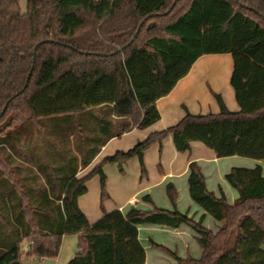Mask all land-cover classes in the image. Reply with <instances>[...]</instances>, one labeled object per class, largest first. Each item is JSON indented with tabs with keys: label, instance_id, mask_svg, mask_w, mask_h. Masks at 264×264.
<instances>
[{
	"label": "trees",
	"instance_id": "trees-1",
	"mask_svg": "<svg viewBox=\"0 0 264 264\" xmlns=\"http://www.w3.org/2000/svg\"><path fill=\"white\" fill-rule=\"evenodd\" d=\"M0 0V264L26 256L56 258L63 236L79 234L67 264H144L137 229L156 225L195 233L199 258L174 264H264V167H233L228 203L207 190L197 164L187 178L194 220L173 210L112 211L90 224L77 199L104 165L137 157L171 135L177 153L202 143L219 159L245 157L264 165V0ZM229 54L238 112L212 93L218 113L191 115L151 133L127 151L104 158L78 178L110 139L159 120L156 101L170 94L193 64ZM175 205V188L166 184ZM205 215L220 224L203 226Z\"/></svg>",
	"mask_w": 264,
	"mask_h": 264
},
{
	"label": "crops",
	"instance_id": "crops-1",
	"mask_svg": "<svg viewBox=\"0 0 264 264\" xmlns=\"http://www.w3.org/2000/svg\"><path fill=\"white\" fill-rule=\"evenodd\" d=\"M232 70L233 60L229 54H209L198 58L187 76L178 81L170 94L156 101L155 106L159 111L157 122L146 129H132L118 138L110 139L101 147L92 162L85 169L78 171L77 177L86 176L104 158L113 156L117 151H127L137 142L144 141L149 134L176 125L186 112L191 115L218 113L219 106L212 93L221 97L229 111L238 112L240 107L230 85ZM143 155L146 170L144 175H141L137 157L122 163L121 171L117 164L103 166L102 170L106 176L104 199L101 198L99 177L94 176L87 181V193L77 199V204L90 224L100 220L106 213L119 210L126 213L130 208H138L145 212L155 208L165 211L175 208L179 213L198 220L203 211L190 200L188 194L187 178L190 163L197 164L207 190L216 197L223 193L228 203L235 201L237 193L225 183L224 176L233 167L254 168L256 165L264 167L254 160H235L233 157L236 156L219 159L212 150L200 142H193L188 151L177 153L171 135L165 136L161 145L158 143L150 145ZM166 184H171L175 188L174 206L167 197ZM203 226L214 233L220 224L205 215ZM137 233L146 252L144 264H148L147 255L152 248L161 250L155 245L175 252L180 258L191 256L197 259L201 254V249L195 241V233L184 224L177 229L156 225L139 226ZM68 237L72 239H67ZM79 238V234L63 236L62 245L66 242L67 248L72 249L77 244L78 250ZM166 264H174L173 259Z\"/></svg>",
	"mask_w": 264,
	"mask_h": 264
},
{
	"label": "rangeland",
	"instance_id": "rangeland-1",
	"mask_svg": "<svg viewBox=\"0 0 264 264\" xmlns=\"http://www.w3.org/2000/svg\"><path fill=\"white\" fill-rule=\"evenodd\" d=\"M20 1H21L20 2V8H21L22 12H24L26 9L27 0H20ZM46 1H50V0H46ZM233 158H236L235 160H237V159L243 160L244 159L245 161H253V160H251L249 158H245V157H243V158L233 157ZM259 163H261L263 165L262 162L259 161ZM0 169H2L6 174V165L5 164L0 163ZM69 237L67 239H72ZM67 247L68 246H67L66 242H64L63 245L61 243V246L59 248V253H58L56 258H43L42 260H39L35 256L29 257V256H26L25 254H23V256L20 260V264H27L28 262H31L32 264H66L78 252L77 251V244L72 249H69ZM20 250L21 251L23 250V246L20 247ZM147 257H148V264H166L168 261H172L170 255L168 253H166L163 250H158V249H153V248L151 251L148 252Z\"/></svg>",
	"mask_w": 264,
	"mask_h": 264
},
{
	"label": "built area",
	"instance_id": "built-area-1",
	"mask_svg": "<svg viewBox=\"0 0 264 264\" xmlns=\"http://www.w3.org/2000/svg\"><path fill=\"white\" fill-rule=\"evenodd\" d=\"M21 246H23V250L22 251L20 250V252H22V254H25L26 255L28 253L30 247H31V242L26 239V240H24L22 242ZM27 264H32V263L31 262H28Z\"/></svg>",
	"mask_w": 264,
	"mask_h": 264
}]
</instances>
